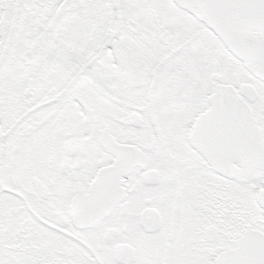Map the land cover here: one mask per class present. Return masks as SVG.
<instances>
[{
  "label": "snow or ice",
  "instance_id": "6c2138e0",
  "mask_svg": "<svg viewBox=\"0 0 264 264\" xmlns=\"http://www.w3.org/2000/svg\"><path fill=\"white\" fill-rule=\"evenodd\" d=\"M0 264H264V0H0Z\"/></svg>",
  "mask_w": 264,
  "mask_h": 264
}]
</instances>
